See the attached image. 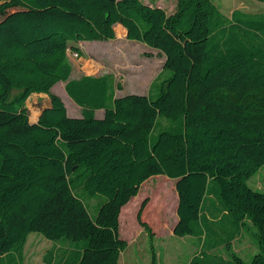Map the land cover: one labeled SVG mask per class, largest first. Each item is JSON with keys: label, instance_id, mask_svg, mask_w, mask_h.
<instances>
[{"label": "trees", "instance_id": "obj_1", "mask_svg": "<svg viewBox=\"0 0 264 264\" xmlns=\"http://www.w3.org/2000/svg\"><path fill=\"white\" fill-rule=\"evenodd\" d=\"M119 23L165 57L171 73L152 82L157 94L116 96L113 73L71 77L69 47L115 38ZM59 81L80 116L53 91ZM32 93L51 101L34 123ZM262 166L264 7L227 15L215 0H178L174 12L144 0H0V264H22L33 232L53 240L46 264H120L123 209L156 175L176 180L175 234L203 226L206 239L205 221L228 216L256 227L259 251L246 261L228 242L222 264H264V192L249 183ZM78 187L105 196L95 215ZM149 200L137 220L154 238L161 208L152 213Z\"/></svg>", "mask_w": 264, "mask_h": 264}, {"label": "rangeland", "instance_id": "obj_2", "mask_svg": "<svg viewBox=\"0 0 264 264\" xmlns=\"http://www.w3.org/2000/svg\"><path fill=\"white\" fill-rule=\"evenodd\" d=\"M144 1L151 4L161 2L171 10L169 12H174L178 0ZM215 2L227 15H231L238 9L257 11L264 7V3L258 0H215ZM74 46L81 49L83 54L77 55ZM74 46L68 49L69 60L73 66L71 77L79 78L84 74L113 73L116 96L124 93H145L150 88L155 95L159 92V82L153 85L152 82L158 75L166 77L171 73L169 69H163L165 57L159 54V50L143 42L128 39L125 29L119 24L116 26L115 38L83 40L74 43ZM147 53H151V56H147ZM65 84L66 82L59 81L53 87V91L63 98L71 116H79L81 107L68 95ZM37 94L32 93L26 101V108L31 120L38 118L42 107L49 101L48 95L45 100L39 101ZM33 108L39 112L36 116H33ZM76 109L78 115L75 114ZM159 130V128L155 130V135ZM146 183L141 186L140 193L123 209L120 234L128 241V245L121 253L120 264H187L193 257L199 255L209 257V260L214 264H222L221 256L230 257L229 253L227 255L229 249L226 245L228 242L231 245L230 250L236 252L246 261H250L253 255L259 251L256 227L243 223L233 225L228 216L216 219L212 223L205 221L208 232L206 239L203 235V226L193 235L179 236L175 234L173 227L178 218L176 180L166 175H156L148 179ZM249 183L264 192V166L251 177ZM212 186L218 188L214 181L211 182ZM77 192L85 201L91 214L95 215L101 202L105 200V196L101 194L89 196L83 187H78ZM146 197L150 199L148 203H152V213H154L153 211L158 213L161 208L159 228L156 224L159 221L158 214L155 216L157 234L154 238L137 220L138 208ZM219 215L220 212H215L213 216ZM203 224L204 220L202 219ZM52 241L38 232H33L25 245L22 264L50 262L52 256L47 250L51 247ZM70 243L71 248H76L78 245V241L70 240ZM56 244L65 245V240H59ZM51 264L59 263L53 261Z\"/></svg>", "mask_w": 264, "mask_h": 264}, {"label": "crops", "instance_id": "obj_3", "mask_svg": "<svg viewBox=\"0 0 264 264\" xmlns=\"http://www.w3.org/2000/svg\"><path fill=\"white\" fill-rule=\"evenodd\" d=\"M147 3H149V2H147ZM151 4V3H150ZM156 4H158V5H161V6H163V7H165V4H162L161 2H159V3H156ZM166 8V7H165ZM167 9V8H166ZM167 11H171V10H169V9H167ZM118 24H116V26H117ZM119 25H121V27L122 28H124L125 29V33L127 32V30H126V28L122 25V24H120L119 23ZM116 26H115V30H116ZM147 92H145V93H143V94H146ZM37 94V93H36ZM42 95H43V93H41ZM124 94H127V93H124ZM124 94H120V95H118V96H121V95H124ZM142 94V93H141ZM38 95V94H37ZM37 98H38V96H37ZM50 104H51V101H50V99H49V101L47 102V103H45L44 104V106L46 107H49L50 106ZM81 110V109H80ZM41 111H42V109H41ZM78 113V111H77V109L75 110V114H77ZM40 114H41V112H40ZM40 114H39V116H40ZM97 116H102L103 114H104V110L103 109H99V110H97ZM78 115V114H77ZM80 115H81V113H80ZM79 115V116H80ZM39 116H38V118H39ZM37 118V119H38ZM37 119H35V120H37ZM178 194V193H177ZM176 223H177V221H176ZM176 223H175V225H176ZM175 225H174V227H175ZM174 227H173V231H174ZM30 237V236H29Z\"/></svg>", "mask_w": 264, "mask_h": 264}, {"label": "water", "instance_id": "obj_4", "mask_svg": "<svg viewBox=\"0 0 264 264\" xmlns=\"http://www.w3.org/2000/svg\"><path fill=\"white\" fill-rule=\"evenodd\" d=\"M126 35H127V32H126ZM76 54H77V53H76ZM127 94H128V93H127ZM129 94H130V93H129ZM46 95H47V94H43V95H42L41 93H38L37 96H38L39 101H43V100H45V99H46ZM38 119H39V118H38ZM38 119H37V120H38ZM30 120H31V119H30ZM37 120H31V122L34 123V122H36ZM174 228H175V227H174Z\"/></svg>", "mask_w": 264, "mask_h": 264}, {"label": "bare ground", "instance_id": "obj_5", "mask_svg": "<svg viewBox=\"0 0 264 264\" xmlns=\"http://www.w3.org/2000/svg\"><path fill=\"white\" fill-rule=\"evenodd\" d=\"M122 32H123V30H122ZM121 37H123V36H121ZM34 110V115L33 116H36L39 112L37 111V109L36 108H33ZM35 118V117H34Z\"/></svg>", "mask_w": 264, "mask_h": 264}]
</instances>
